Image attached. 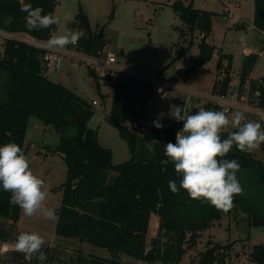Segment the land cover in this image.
Segmentation results:
<instances>
[{"label": "trees", "instance_id": "obj_1", "mask_svg": "<svg viewBox=\"0 0 264 264\" xmlns=\"http://www.w3.org/2000/svg\"><path fill=\"white\" fill-rule=\"evenodd\" d=\"M23 3L42 7L44 14L55 15L57 0H23ZM21 6L22 0H0V29L25 33L47 42L56 25L40 31H29L25 27L26 13L20 10ZM172 6L191 34L190 43L180 47L178 57L190 50L196 32L201 36L199 51L193 57V63L184 70L188 79L213 56L216 45L210 43L208 37L212 33L215 12L196 8L192 1L186 4L183 0H175ZM254 23L258 29L264 30V0H255ZM73 26L85 32L78 42L79 48L93 55L102 51L105 42L91 28L83 6H80ZM180 35L187 39L186 30L182 29ZM2 45L0 146L15 142L26 155L24 144L31 118L52 126L59 140L51 150L63 154L67 164V179L61 185L62 204L56 212V233L107 248L111 254V257H107L78 253L72 258L73 264H129L122 260V255L148 262L178 263L215 219L231 215L238 208L249 214L251 225L264 226V213L259 211L250 197L236 196L234 207L224 213L207 202L192 200L183 190L178 194L171 192L169 180L179 184L180 176L171 162L163 165L161 160L166 159L165 145L175 143L178 125L172 123L164 129L155 126L150 129L133 127L145 116L147 102L154 97L153 83L122 72L107 76L115 86L107 119L118 128L131 154L129 159L116 163L112 150L100 143L97 130L89 126L94 115L93 103L45 74L48 51L15 37H5ZM232 58V54L221 53L217 68L219 70L221 61L225 60L226 76L222 80L217 77L213 92L229 91ZM257 59V54L246 56L240 73V87L249 79L250 94L253 96L255 91H260L259 106L264 109V83L260 79L250 78ZM90 74L97 77L92 69ZM203 108L222 111L219 105L211 102H205ZM198 110L197 105L193 106L189 114ZM261 125L264 127V121ZM222 136L226 138L227 131ZM146 143L154 145L155 155L149 154ZM261 147L264 150V144ZM225 158L236 159L240 169H253L264 188V163L253 153L246 154L234 147ZM111 173H114L113 178L110 177ZM10 195L6 191L0 192V216L16 223L20 219L21 209L9 203ZM151 224H154L156 234L149 239ZM0 239L10 240L9 232L4 227H0ZM235 243L222 244L209 240L199 264H227ZM43 251L48 257L45 264H53L56 248L45 243ZM10 252V263L4 264H39L35 259H26L23 253L15 249ZM249 258L264 264V244L254 245Z\"/></svg>", "mask_w": 264, "mask_h": 264}, {"label": "rangeland", "instance_id": "obj_2", "mask_svg": "<svg viewBox=\"0 0 264 264\" xmlns=\"http://www.w3.org/2000/svg\"><path fill=\"white\" fill-rule=\"evenodd\" d=\"M175 0H57L55 16L59 17L53 34H68L77 30L73 26L80 6L88 14L91 28L95 33L102 31L105 46L101 55L106 57L109 51L117 57V66L123 70L134 71L137 75L156 78L175 86L167 88L163 94L154 93V97L147 102L143 123H152L160 113L165 115L160 122L162 129L174 123L169 113L173 105L188 108L203 105L205 98H198L189 94L190 89L210 94L220 73L218 64L221 53L232 54L230 68L231 89L240 85V73L246 59V49L250 54H257L258 59L250 76L259 79L264 77V30L258 29L254 23L255 0H183L186 4L193 2L194 7L215 12L212 22V33L208 41L216 48L210 61L188 78L184 70L193 63V57L198 53L200 34L195 33L190 50L178 57L179 49L190 43L191 34L187 26L174 10ZM234 13L229 16L228 10ZM236 22L243 25L238 26ZM184 29L187 39L180 35ZM4 31V29H0ZM244 36V39H243ZM4 35L0 32V53L3 51ZM72 45L64 49L71 50ZM80 51V52H79ZM78 53H86L79 48ZM99 52V51H98ZM98 54V53H97ZM95 54V55H97ZM221 61V67L225 65ZM220 67V68H221ZM94 70L97 77L90 74ZM45 74L56 82L68 86L83 98L93 103L94 115L89 126L96 129L100 143L113 152L114 162H123L131 157L128 144L120 134L118 128L107 119L115 91L114 81L101 75L86 61H77L66 55L59 68L49 67ZM236 112V111H235ZM247 119L262 123L263 118L255 113L243 112ZM232 115V114H231ZM231 115L229 116L231 118ZM228 131H232L229 129ZM56 130L32 117L25 140L26 156L32 171L45 182V189L49 196L45 207L55 212L56 219H45L42 214L27 217L20 213V219L13 223L0 216V227L9 232L8 241L0 239V264L10 263L11 250L14 249L13 240L21 232H36L44 237L49 245L56 248L53 264H73L72 258L78 253L87 255H102L111 257L107 248L92 243L81 242L77 238L63 237L56 233L58 220L57 209L62 204V183L67 179V164L63 154L53 152L58 143ZM253 155L264 163V150L260 148ZM114 173L110 177L113 178ZM238 180L243 187V194L250 197L257 204L260 212L264 213V188L256 178L253 169H240ZM156 234L154 224L149 230V239ZM209 240L222 244H231L227 264H262L249 258V253L256 244H264V226L250 224L249 214L241 208L231 215H223L215 219L208 228L202 231L197 244L189 248L178 263H163L161 261L148 262L133 256L122 255V260L129 264H199L202 252L208 246ZM9 249L2 253L1 250Z\"/></svg>", "mask_w": 264, "mask_h": 264}, {"label": "clouds", "instance_id": "obj_3", "mask_svg": "<svg viewBox=\"0 0 264 264\" xmlns=\"http://www.w3.org/2000/svg\"><path fill=\"white\" fill-rule=\"evenodd\" d=\"M26 13L25 27L29 31H40L58 24L59 17L44 14L42 7L23 3L20 9ZM85 32L74 30L68 34H52L47 41L49 48L64 49L75 46ZM198 111L187 114L184 107L173 105L167 114L176 121H183V127L176 133L175 143L164 147L163 165L172 163L180 176L179 184L169 180L172 193L185 191L192 200L207 202L217 210L227 213L234 207V198L243 194L237 173L240 163L226 159L235 147L243 153H252L264 144V127L261 123L246 118L242 111L232 113L208 110L197 105ZM160 113L154 126L162 129ZM232 129V131H228ZM227 131L224 138L223 133ZM150 155H155L152 143H146ZM44 180L36 175L28 157L15 142L0 146V190L11 193L9 203L17 205L27 217L42 214L45 219H56L55 212L45 207L49 192ZM46 241L39 233L21 232L16 237L14 249L29 260L45 264L48 257L43 251ZM54 246V245H49Z\"/></svg>", "mask_w": 264, "mask_h": 264}, {"label": "built area", "instance_id": "obj_4", "mask_svg": "<svg viewBox=\"0 0 264 264\" xmlns=\"http://www.w3.org/2000/svg\"><path fill=\"white\" fill-rule=\"evenodd\" d=\"M0 32H2V34L5 37H15V38H19V39H23L26 41H29L31 43H34L35 45L45 48L48 53H47V65L48 68L54 67V68H59L63 58L66 55H70L71 57L75 58L77 61H81L84 60L86 61L91 67H93L95 70H97L99 72V74L101 75H109V74H114L117 72H122V73H127V74H132V75H136L139 77H143L145 79H147L148 81H150L151 83L154 84V93L156 94H163L167 91V88L175 86V84L173 83H168L166 81H162L159 79H154V78H148L145 76H140L137 75L134 71H128V70H123L122 68H120L119 66H117V57L116 55L109 51L106 55V57H103L101 55V51L98 52L97 55H93V54H84V53H78L77 50L79 49V44L77 43L75 46L72 45V49L71 50H60V49H56V48H49L47 46V42L45 41H39L36 40L34 37L26 34L24 36L21 35H17L15 33H11L8 32L6 30L2 31L0 30ZM244 39V36H243ZM246 53L250 54L251 50L248 48L245 50ZM80 52V51H79ZM226 66H224L223 68H220V73L218 75V78L220 80H222L225 76H226ZM261 83H264V77L259 78ZM247 83V82H246ZM244 84L243 87H239L238 88H234V89H229V91L227 93H215L212 92L210 94H205L202 92H199L197 90H193L190 89L189 94L192 96H196L198 98H202L204 97L206 100L205 102H211L213 104L219 105L222 109V111H225L226 113L229 114V116L234 113L235 111H242V112H251V113H255L260 115L263 118L264 121V109H262L259 106V99H260V91L257 90L254 92L253 96H251L250 94V82L248 81L247 84ZM93 103H97L96 100H93ZM201 107H203V105H199ZM184 107V111L185 113L189 114V112L191 111L192 107L188 108L187 104ZM174 123L176 125H178V130H181L183 127V121H174ZM154 125L152 123H143L141 120L138 122H135L133 124V127L136 129L139 128H152ZM158 131V129H157ZM9 249H4L1 250L2 253H5V251H7ZM27 259V258H26ZM29 260V259H28Z\"/></svg>", "mask_w": 264, "mask_h": 264}, {"label": "crops", "instance_id": "obj_5", "mask_svg": "<svg viewBox=\"0 0 264 264\" xmlns=\"http://www.w3.org/2000/svg\"><path fill=\"white\" fill-rule=\"evenodd\" d=\"M229 12H228V14H229V16H231V15H233L234 13H232V12H230V9L228 8L227 9ZM236 24L238 25V26H240V25H243V24H241V23H239V22H236ZM15 34H17V35H21V36H24V35H26L25 33H15ZM5 38V37H4ZM3 43V42H2ZM247 54V53H246ZM226 62V61H225ZM221 65V64H220ZM227 65V62L225 63V65L224 66H226ZM141 76V75H140ZM250 78H253V77H251L250 76ZM248 81H249V79L247 80V83H248ZM246 83V84H247Z\"/></svg>", "mask_w": 264, "mask_h": 264}, {"label": "water", "instance_id": "obj_6", "mask_svg": "<svg viewBox=\"0 0 264 264\" xmlns=\"http://www.w3.org/2000/svg\"><path fill=\"white\" fill-rule=\"evenodd\" d=\"M98 37H99V38L102 37V31H100V33L98 34ZM0 192H2V190H0Z\"/></svg>", "mask_w": 264, "mask_h": 264}]
</instances>
